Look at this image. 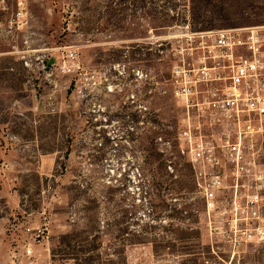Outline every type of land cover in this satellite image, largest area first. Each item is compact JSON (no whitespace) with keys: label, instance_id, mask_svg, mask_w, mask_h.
<instances>
[{"label":"rangeland","instance_id":"rangeland-1","mask_svg":"<svg viewBox=\"0 0 264 264\" xmlns=\"http://www.w3.org/2000/svg\"><path fill=\"white\" fill-rule=\"evenodd\" d=\"M247 25L264 0H0V264L42 222L61 264H264V132L207 209L172 91L202 34Z\"/></svg>","mask_w":264,"mask_h":264},{"label":"built area","instance_id":"built-area-1","mask_svg":"<svg viewBox=\"0 0 264 264\" xmlns=\"http://www.w3.org/2000/svg\"><path fill=\"white\" fill-rule=\"evenodd\" d=\"M201 37L196 62L172 69V91L186 108L177 150L193 168L210 209L230 178L228 185H237L256 165L249 144L264 132V25L220 28ZM64 62L68 72L81 69L76 52L65 54ZM47 230L46 222L26 226L9 249V263L61 264L47 245Z\"/></svg>","mask_w":264,"mask_h":264}]
</instances>
